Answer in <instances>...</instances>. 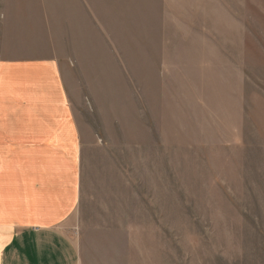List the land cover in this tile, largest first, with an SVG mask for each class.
Returning <instances> with one entry per match:
<instances>
[{"label": "rangeland", "instance_id": "rangeland-1", "mask_svg": "<svg viewBox=\"0 0 264 264\" xmlns=\"http://www.w3.org/2000/svg\"><path fill=\"white\" fill-rule=\"evenodd\" d=\"M77 1L82 264H264V0Z\"/></svg>", "mask_w": 264, "mask_h": 264}, {"label": "crops", "instance_id": "crops-1", "mask_svg": "<svg viewBox=\"0 0 264 264\" xmlns=\"http://www.w3.org/2000/svg\"><path fill=\"white\" fill-rule=\"evenodd\" d=\"M52 3L0 0V264H82L67 231L81 202V137Z\"/></svg>", "mask_w": 264, "mask_h": 264}]
</instances>
